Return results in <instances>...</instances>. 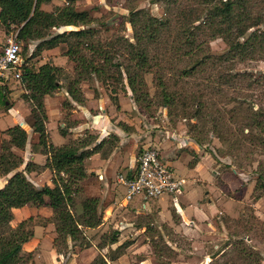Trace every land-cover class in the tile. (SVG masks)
<instances>
[{
    "label": "trees",
    "instance_id": "16d2710c",
    "mask_svg": "<svg viewBox=\"0 0 264 264\" xmlns=\"http://www.w3.org/2000/svg\"><path fill=\"white\" fill-rule=\"evenodd\" d=\"M51 1L0 0V22L8 30L15 29L18 41H39L36 55L45 49L60 48L74 63L73 76L65 73L62 66L49 62L36 70L24 60L19 66L20 81L26 90L23 98L31 104L27 123L39 134L35 147L41 145L44 153L49 154L45 165L55 176L54 186L37 187L23 171H17L0 188V264H30L33 260V252L25 253L23 245L34 236L31 225L34 217L14 227V208L48 203L54 210L52 221L57 232L54 245L59 253L68 239L84 238L83 227L96 228L103 223V206L98 197L83 198L79 214L74 207L79 182L87 177L85 161L103 149L104 140L91 148L94 137L58 147L50 145L48 149L46 97L64 87L62 80L67 81L65 88L71 99L83 103V81L121 82L124 71L136 101H140L144 88L145 96L149 95L143 72H152L163 105L170 110L182 106L184 115L190 112L189 117L196 118L193 129L197 144L204 146L211 133L229 147L226 155L241 158V152L245 151L263 156L256 170L254 197L258 200L264 195V72L241 71L236 67L247 61H264V0H148L152 4L165 3L163 17L152 15L147 8H137L135 0H127V22L134 31L133 40L124 35L103 39L101 32L107 24L92 25L95 19L91 10H78L75 0H67V4L52 11L44 10L42 5ZM67 26L75 28L46 35L47 31ZM217 38L226 43L223 53L211 51L210 42ZM179 83L192 88L181 90ZM5 85L0 84V105L7 103ZM230 103L235 107L229 109ZM62 132L66 135L64 129ZM6 133L10 139L4 142L0 155V168L5 175L23 164V157L13 148L24 150L28 139L20 124L9 127ZM32 169V163H28L25 170ZM119 236L120 232L114 230L105 245L116 244ZM128 246L129 242H125L115 249L110 247V260L124 254ZM165 246L162 250L171 255ZM247 247L241 245L239 258L253 264L249 262L253 257ZM157 257L160 264H171L161 260L162 253ZM91 264L108 263L99 256Z\"/></svg>",
    "mask_w": 264,
    "mask_h": 264
},
{
    "label": "rangeland",
    "instance_id": "374dc122",
    "mask_svg": "<svg viewBox=\"0 0 264 264\" xmlns=\"http://www.w3.org/2000/svg\"><path fill=\"white\" fill-rule=\"evenodd\" d=\"M67 3V0H52L49 3L43 4L42 8L52 11L56 6ZM73 3L78 10H91L92 17L95 19L92 25L101 27L100 24L104 23L110 27L107 30V26H103L101 32L103 39L115 38L117 35H124L130 40L134 39L133 28L127 22L129 15V2L127 0H112L111 2L109 0H75ZM133 4L137 8H147L156 17H163L165 15V3L152 4L148 0H135ZM74 28V26L63 27L51 30L50 32L47 31L46 35L50 36L56 32ZM15 32V29L11 27L8 30L0 22V50L4 47L8 37ZM38 42L35 40L29 42L21 41V58L29 67L36 70L46 62L57 63L56 65L63 67L65 73L71 76L74 75V63L63 55L60 48L45 49L36 55ZM210 48L213 53L219 54L223 53L227 46L221 38H217L210 42ZM236 67L241 71L264 72V61H247L246 63L238 64ZM10 73L9 78L4 82L6 84L5 95L7 103L0 105V114L9 111V108L16 103L19 109L26 105L31 109L30 102L23 98V94L26 92L25 86L15 76V73ZM123 74L124 79L121 82L113 80L108 81V83H102L100 80L89 79L83 81L81 84L85 99L97 101V104L93 105L97 109L90 107L87 101L92 112L106 110L104 114L98 115L99 119L106 118V120L111 112V116H114L112 122L117 124L121 132L126 133L124 140L119 137L115 140L117 136L113 133L112 135L109 134V139L101 150L102 155L103 153L105 155L110 150V147H113L111 150L115 149V147H121L125 156L121 162H118L117 167H110L111 170L108 175L111 182L109 187L104 184L105 178L103 180L99 174L88 173L89 166L85 161L87 177L79 182L80 190L78 195H76L74 212L75 210L78 214L81 212L83 198L96 196L101 200V205L103 206L104 225L102 223L96 228L83 227L84 238H80L77 241L68 239L67 246H61V264H91L93 259L99 256L106 258L109 264V261L111 262L109 256L112 253L110 247L115 249L125 242H129V246L125 249L124 254L117 258L118 261L120 260V264H160L157 257L160 253H162L161 260L171 262V264H210L211 262L247 264V260L245 262L243 258H239L238 254L241 245L245 244L248 246L246 248L248 254H252L253 257L250 258L249 262L258 264L261 261L264 264V201L255 205L259 200H256L254 197V189L257 184L256 170L259 169V163L263 159V156L259 153L253 155L251 153L247 154L245 151L241 152V158L234 155H226L229 147L211 133H209L208 138L204 142V146L197 144L194 139L197 133L193 129V125L197 122L196 118H190V112L184 115L182 106L178 110H170L163 105L152 72H143L144 81L147 85L146 90L149 95L145 96L144 88L140 101H136L124 71ZM171 82L173 83L174 81L172 80ZM62 83L64 87L56 91L51 96L54 99H50L48 102V105L53 102L54 106L56 103L63 109L61 112L64 113L62 117L57 115L59 123L55 121V126L52 130H50L49 123L47 124L49 132L48 142L50 144L53 141L55 142L58 136L55 133L58 129L64 128L68 130V128H74L76 125L83 123V121L89 122L86 118L77 117L79 115L74 110H78L79 104L75 103L67 94L65 88L67 81L62 80ZM183 84H178L181 90L192 88L191 85L186 87ZM101 98L102 100H100ZM63 102H66V105L63 106ZM121 107H123V112L117 115ZM227 107L230 109L235 107V105L230 103ZM55 113L60 114L59 112ZM105 115L106 117H104ZM117 118L118 122L116 121ZM15 121V118L10 113L6 117L5 115H0V155L3 151L2 146L4 142L10 139V136L6 133L7 127L17 124ZM27 121L28 116L23 121L25 123L21 127L26 131L29 130L28 142L32 147L33 144L38 142L39 135L27 126L29 124H26ZM62 124L65 125L62 126ZM96 126L97 129L82 130L83 136L79 137V139H84L90 134L95 135L90 148L97 144L104 134V131L98 128L99 126L104 128V126L98 123ZM50 131H53V133H50ZM186 135L192 139L193 143H196L197 147L193 152L197 156H203L208 153L207 161L211 162L208 161L209 164L208 166L206 165L204 171H209L208 177L210 179L205 176L198 178L187 177L185 175H189V172L182 171L176 165L173 169L177 174L187 178V182L184 184L185 192H189L192 184L195 183L199 186L202 181L209 182L213 187L216 183L217 187L220 188L213 189V191H209L206 195L204 187H199V192L196 189L198 202L194 204L195 206H199L202 202L207 203L209 199L211 202L214 200L217 205L214 206L212 204L213 207L209 211L206 209L204 214L199 212L200 215H197L198 217L188 212L186 213L187 218L183 219L185 216H181V213L171 204L172 199H170L171 202L162 200H147L146 202V200H143L142 205L143 194H138L133 201L126 203L123 198L126 186L120 181L119 176L122 174L127 175L126 173L131 165L133 167L137 164L139 155L145 149L144 147L153 145L164 151L167 145V154L171 158L172 154H177L176 150L172 148L173 143L177 144L179 141H182ZM59 136H63V134L61 133ZM201 136L205 138V135ZM186 148L189 149L190 146ZM39 149L44 153L43 146L39 145ZM13 151L19 156H25L23 157L24 162H29V157L25 154L26 149L21 150L15 147ZM42 159V162H46L44 156ZM192 161H195V158ZM167 162L171 161L167 160ZM169 164L172 166L171 163ZM24 166L25 164H22L15 170L20 171ZM39 168L44 170L46 165L38 166L37 169ZM8 176L7 174H3L0 168V177L6 178ZM49 178L50 174L47 173L41 178L40 182L47 185L46 182ZM224 178H227V181ZM231 184H234V188L230 187ZM102 185L104 186V190ZM232 197L233 199H231ZM182 199L183 202L187 200L186 195ZM221 200L223 201L221 202ZM42 207L47 212L49 204L47 203ZM108 209L109 212H107ZM193 210L189 208V211ZM106 216H109L107 220L105 219ZM37 217H34V222L31 225L35 226L36 223L46 224L53 220V218L49 220L42 215ZM19 222L15 221L13 226L16 227ZM114 230L120 232L119 241L113 245H105ZM241 240L242 244H240ZM44 244L46 251L48 242ZM101 244L105 248H101ZM164 245L171 250V255L162 250ZM255 252H258L260 255H256Z\"/></svg>",
    "mask_w": 264,
    "mask_h": 264
},
{
    "label": "crops",
    "instance_id": "0c3cea01",
    "mask_svg": "<svg viewBox=\"0 0 264 264\" xmlns=\"http://www.w3.org/2000/svg\"><path fill=\"white\" fill-rule=\"evenodd\" d=\"M49 97H51V96H49ZM50 99H54V97H51V98L46 97L45 104H46V109H47V114H48L47 124L49 123L50 130H52V128H54V126H55V121L58 122L57 120H59V119H57V115H59V117H62L64 113L61 112V111H63V109H61V107L58 106L56 103H55V106H54L53 102L48 105V102H49ZM100 100H102V98ZM87 101H88V104L90 105V107H94V109L96 108L95 106H93V105L97 104L96 100H94V101L90 100L89 101L88 99H85V101L83 103H79V102L75 101V103L79 104L78 105V110L79 111L78 110H74V111L77 112V115H79V116H77L78 118H86L87 120H89V122L83 121V123H80L79 125H76L74 128H68V130L64 129V128H61L60 130L58 129L57 132L55 133L56 135H58L57 138L55 139V142L53 141L51 144L48 142L49 143V147H48L49 150H50V145H53L55 147L63 146V145H65V144H67V143H69V142H71L73 140L79 139V137L83 136V131L82 130H84V129L85 130L86 129H97V126H96L97 123L99 125L101 124L102 126H104V128H102L101 126L98 127L100 129H102V131H104V134L101 136V140L100 141L104 140V142L106 143L107 140L109 139L108 135L109 134L112 135V133L114 135H116L117 137L121 138L122 140H124L126 138V133L125 132H121L120 128L117 126V124H114L112 122V118H114V116H111V114H112L111 112H110V116L109 115L107 116V118H108L107 120H106V118L99 119L98 115L101 114V113L104 114L106 110L102 111V112L97 110L95 113H93L92 109L88 106ZM20 103H21V101H20ZM98 105H97V107H98ZM49 108L51 110V111L49 110L50 112L48 111ZM122 109H123V107H121L118 110V114L117 115H120L123 112ZM30 112H31V109H30L29 106L26 105V106H23V108L19 109V108H17V103H16L12 107L9 108V111L4 112V113H2L0 115L1 116L5 115V117H6L8 115V113H10L15 118V120H16L15 122H17V124H20L22 126V124L25 123L23 121L30 114ZM55 112H59L60 114H57ZM104 117H106V115ZM116 121L118 122V118H117ZM26 124H28V123L26 122ZM63 125H65V124H62V126ZM27 126L30 129H32L29 124ZM9 127H11V126H8L7 129ZM56 127H58V126L56 125ZM62 129H64L66 131V135L63 134ZM28 131H27V133H28ZM50 133H53V131H50ZM61 133L63 134V136H59V135H61ZM48 134H49V132H48V129H47V139H48ZM90 135H93V134H90ZM89 136H87L86 138H88ZM94 136L95 135H93L91 137H94ZM70 139H71V141H69ZM53 140H54V135H53ZM35 144H38V142H36ZM35 144H33V146L31 147V144H29L28 139H27V143H26V146H25V149H26L25 154L29 157V162L28 161L27 162H23V164H25V166L20 171L24 170L23 172L24 173L26 172L27 178L33 184H35L37 187L45 186L40 181H41V178L45 174L48 173V174H50V178L47 180L46 183H47V185L53 186V178L55 176V172L50 167H46L44 170H42L40 168L37 169L38 166H42V165H45L47 163V159L49 157V154H46V153H43L42 151H40L39 146L35 147ZM188 146H190L189 149L186 148ZM89 147H90V145H89ZM147 147H155V146L149 145V146H146L144 148H147ZM196 147H197L196 143H193L192 139L188 135H186L182 139V141H179L177 144L173 143L172 148H173V150H176L177 154H174V155L172 154L171 158H170V155L167 154V152H168L167 145H166V149L164 151H161V154L163 155L165 161H167V160L171 161L169 163H171L172 166L167 162L171 167H174L176 165V167L181 169L182 171H184V170L188 171L189 175L188 174L185 175L187 177H190V176L191 177H197V178L201 177V176L208 177L209 176V173H208L209 171H207V172L204 171V169L206 168V165L208 166L209 162H211L209 160H208L209 162L207 161V157H208L207 154L208 153H206V155H203V156H201V155L197 156V154L195 152H193V150ZM172 148H170V149H172ZM43 156L45 157L46 162L45 161L42 162V160H43L42 157ZM124 156H125V153H124V151L122 150L121 147H115V149H113L111 151L109 150L108 152H106L105 155H102V151L96 152V153L92 154L86 160V163L89 166L88 173L92 172V173L99 174V176L103 180L105 178L104 184L107 187H109L110 186V182H111L110 181V176L108 175V173L111 170L110 167H117L118 166V162H121L124 159ZM23 157H25V156H23ZM193 158H195V161H192ZM28 163H33V165H32L33 169L31 171L25 170ZM136 167H137V164H135L133 167L131 165L130 169L128 170V172L126 174L130 175L131 173H133L135 171ZM16 172H17V170H15V171L13 170L9 174H7V176L9 175L8 177H6V178H1L0 177V188H3L9 182L11 177ZM208 178L210 179V177H208ZM224 179L227 181V178H224ZM199 187H204V189L206 191L205 195L209 191H213V189L216 190L217 188H220V187H217L216 183L214 184V187H213V185L211 186V184L209 182L206 183V182L202 181L199 186H198L197 183L192 184V187L189 190V192L183 191L181 194H179L176 197V199H174L172 196H165V197H162V198H160L158 200H162V201H165V202H171L170 199H172L171 204L174 207H176L177 211L179 213H181L180 214L181 216H183V215L185 216L183 219L187 218L186 213H188V212L193 213L195 216L200 215L199 212H202L204 214L206 209L209 211L210 208L213 207L212 204L215 206V205H217V203H215L214 200H212V202H211L208 199L207 203L206 202H202V203H200L199 206H195L196 202H198V200H197L198 193H196V189L199 192ZM230 187L234 188V184H231ZM102 188L104 190V186L103 185H102ZM125 192H126V189H125ZM185 195H186V199L187 200H185L183 202L182 198ZM231 199H233V197ZM200 200L203 201L202 199H200ZM258 200L259 201L255 205H257L258 203L264 201V197H261ZM222 201L223 200H221V202ZM226 201H227V199H226ZM47 202H48V199H47ZM189 208L190 209H194V210L193 211H189ZM146 209H147V207H146ZM13 212H14V219L12 221V225H13V223L15 221H20L21 222V221L26 220V219H28L30 217L38 218L37 216H39V215H42L43 217L48 218L50 220V219H52V217L54 215V210H53V208L50 205H49V208H48L47 212H46V210H43L42 206H37V205H34V204H26L25 206H22V207H19V208H14ZM107 212H109V209L107 210ZM108 217L106 216L105 219L107 220ZM103 225H104V223H103ZM38 234H40V236H38ZM56 237H57V232H56V227H55V223L54 222L50 221V222H48L46 224H41V223H39V224L36 223L35 224V226H34V236L28 242H26L23 245V251L25 253L33 252V254H34V256H33V260L34 261L30 262L31 264H61L62 263L61 262V255L57 251V249H56V247L54 245V241H55ZM45 242L46 243L48 242L46 251H45L46 247H45V244H44ZM109 264H120V260L119 261L117 259L116 260H111V262L109 261Z\"/></svg>",
    "mask_w": 264,
    "mask_h": 264
},
{
    "label": "built area",
    "instance_id": "2783aa9c",
    "mask_svg": "<svg viewBox=\"0 0 264 264\" xmlns=\"http://www.w3.org/2000/svg\"><path fill=\"white\" fill-rule=\"evenodd\" d=\"M17 34L15 32L8 37L0 50V84H4L9 78L10 72L21 78L19 66L23 62L22 46ZM119 179L126 186L124 201L129 203L136 195L143 194L142 205L143 200H158L165 196L176 199L184 191V184L187 182L185 176L177 174L165 161L157 147L145 148L139 155L135 171L130 175L122 174Z\"/></svg>",
    "mask_w": 264,
    "mask_h": 264
}]
</instances>
